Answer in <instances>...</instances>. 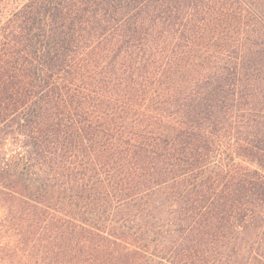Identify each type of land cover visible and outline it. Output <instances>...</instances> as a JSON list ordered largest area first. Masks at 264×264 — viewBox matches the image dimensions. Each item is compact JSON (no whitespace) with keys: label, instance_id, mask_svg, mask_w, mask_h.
<instances>
[{"label":"trees","instance_id":"obj_1","mask_svg":"<svg viewBox=\"0 0 264 264\" xmlns=\"http://www.w3.org/2000/svg\"><path fill=\"white\" fill-rule=\"evenodd\" d=\"M0 264H264V0H0Z\"/></svg>","mask_w":264,"mask_h":264}]
</instances>
